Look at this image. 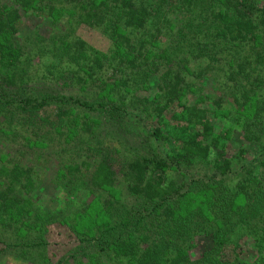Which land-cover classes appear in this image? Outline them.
I'll return each mask as SVG.
<instances>
[{"label": "trees", "instance_id": "1", "mask_svg": "<svg viewBox=\"0 0 264 264\" xmlns=\"http://www.w3.org/2000/svg\"><path fill=\"white\" fill-rule=\"evenodd\" d=\"M211 1L215 6L206 14L205 19L209 22L205 32L197 26L192 30L193 26L187 25L176 31L182 39L179 50L189 52V57L198 61L194 67L195 74H190L186 60L181 62L184 68L180 69L164 65L158 77V102L150 112L144 109L143 119L148 121L150 116L154 123L144 122L140 131L143 134L145 131V143L150 145L151 150L155 149L154 144L157 146L156 153L159 155L151 158L147 154L149 152L143 154L140 149L126 153L128 147L122 137L115 141L117 149L95 142L90 147L93 154L89 157V154L85 155L67 168L70 178L80 174L82 168L89 170L83 181L87 198L101 191L116 192V187H121L125 195L133 200L153 203L158 208L157 219L162 221L159 229L150 224L143 227L139 224L129 232L128 237L113 239L109 236L110 230H106L92 240L107 244V249L114 252L116 259H122L126 264H248L241 259L239 247L241 234L248 227L258 241V255L251 264H264V2ZM199 2L176 0L175 10L191 11ZM66 9L73 27L82 25L110 29L115 42L128 53L134 49L132 35L140 33L137 55L131 53L130 60L124 65V71L128 73L140 68L142 51L154 42L155 46L159 45L157 40L163 31L171 28L169 14H154L144 0H0V84L9 89L19 87V74L26 73L23 67H27L31 56L36 55L37 60L42 59L44 63H74L77 70L73 77L77 82L94 80L93 73L101 64L96 58L91 61L93 57L79 38L72 37L68 40L70 44H65L64 41L58 42L57 34L51 32L49 40L14 39L22 12L36 10L47 19L51 18L53 23H58L59 18L64 17L61 10ZM53 25L56 29L57 24ZM247 48L255 50L254 56L245 52ZM232 49H239L238 54L231 61L225 60ZM122 50L120 52L124 53ZM222 62L225 66L221 67L224 78L221 81L226 92L224 96H209L212 112L201 104L199 106V103H190L188 95L195 96L198 92L190 87L183 71H187L194 80H199L214 70V64L220 63L221 66ZM119 63L122 64L123 60L120 59ZM155 65L151 67L157 69ZM259 70L262 76L255 73ZM124 82L128 85L129 81ZM226 99L239 109L248 108L250 116L231 117L228 111L224 112ZM45 102L46 99L41 101L40 98L25 97L21 105L23 112L31 118ZM135 105L131 104L132 110L137 109ZM113 109L114 106H111L110 111ZM217 113L225 119L230 118L232 126H238L244 143L255 147L252 154L240 149L233 155H227L218 141L222 135L209 120V115ZM66 114L65 110H58L49 123L57 124L58 128H69L68 120L72 119H64ZM19 122L21 120L13 123L19 126ZM84 128L90 134V128ZM169 142L171 145H167ZM117 162L119 167L115 164ZM194 167H197L198 173L188 175ZM176 176L187 180V190L190 191L187 197H183L184 193L180 194L183 189ZM35 179L38 181L32 168L0 164V234L9 233L22 218L34 214L35 202L26 193L37 189ZM179 200L180 205L186 200L192 203L188 210L186 205L183 206V210L188 211L184 219L178 215V211L182 210ZM103 205L108 207L105 208L108 211L110 207L117 210L121 204L113 200ZM107 218L104 216L102 220ZM173 222L177 225H174L173 234L169 237L171 234H165L163 228L165 230L166 223ZM204 227L212 228L206 234L213 239L212 248L202 259L190 260L185 255L186 251L180 248L179 237L193 236L203 231Z\"/></svg>", "mask_w": 264, "mask_h": 264}, {"label": "rangeland", "instance_id": "2", "mask_svg": "<svg viewBox=\"0 0 264 264\" xmlns=\"http://www.w3.org/2000/svg\"><path fill=\"white\" fill-rule=\"evenodd\" d=\"M144 1L148 7L151 6L154 14L158 16L169 14L172 20L171 28L163 31L157 40L159 45L155 46L154 42L149 44L144 52L142 51L139 56L140 68L132 73L124 71V65L130 60L131 53L136 54L141 39L140 33L132 35L134 49L128 53L115 42L114 33L110 29H95L82 25L73 27L68 9L61 10L64 17H60L58 23H53L51 18L47 19L42 12L36 10L22 12L17 26L18 34L14 36L16 41L27 38L30 40L38 38L36 41L42 38L49 40L52 38L51 32L57 34L58 42L64 41L65 44H70L68 40L77 37L87 46L93 57L91 61L98 59L101 67L96 68L93 73L94 80L77 82L73 77L77 70L74 63L65 62L63 65L54 61L44 63L42 59L37 60V55H30L32 60L27 62V67H23L26 73L19 74L21 79L18 81L19 87L9 89L0 84V102L3 108V110L0 108V164L10 166L17 164L32 168L38 178V181L35 179L37 189L26 193V196L35 202L34 214L22 218L9 233L0 234V264H126L124 260L116 259L114 252L107 249V244L92 240L106 230H110L109 236L113 239H120L128 237L129 232L139 224L141 227L145 224L158 229L161 227L162 221L157 219L159 214L155 204L133 200L125 195L121 187H116V192L101 191L87 198L83 181L86 180L89 170L82 168L80 174H75L71 178L67 173L71 163L77 162L85 155L89 154V157L93 154L90 153L93 150L90 147L97 141L105 143L108 148L117 149L115 141L123 137L128 147L126 153L140 149L143 154L149 152L147 154L151 158L159 155L156 153L157 146L154 144L155 149L151 150L150 145L145 143V131L144 134L140 131L144 122L154 123L150 116L147 118L148 121L144 120V109L150 112L158 102V77L163 72L164 65L180 69L184 68L181 62L186 60L190 74H195L198 61L192 60L189 52L183 53L179 50L182 39L176 35V31L187 25L193 26L192 30L197 26L205 32L209 22L205 19L206 14L212 11L215 4L211 0H200L191 11L182 8L176 11V0ZM253 1H257V4L264 2ZM53 24H57L56 29ZM117 33L121 34L119 30ZM238 51L239 49H232L225 60L231 61ZM240 52L244 50L240 49ZM245 52L250 56L255 54L253 49L247 48ZM120 59L123 60L122 64L119 63ZM153 64L157 65V69L151 67ZM206 64L207 62L204 66ZM219 66L220 63L214 64V70H210L207 76L203 75L199 80H194L187 71H183L185 80L198 92L195 96L188 95L190 103H199V106L202 105L211 111L213 107L208 103L209 96L225 95L226 90L221 81L224 79L221 67H224L225 63L222 62ZM255 73L262 76L260 70ZM81 74L86 78L84 73ZM125 80L129 81L128 85ZM21 83L23 84L20 86ZM25 97L40 98L41 101L46 99L40 110L31 118L28 113L23 112L21 100ZM10 101L12 102L8 105ZM134 103L137 104L135 105L137 109L132 110L131 104ZM111 106H114L115 110L110 111ZM58 110L67 112L63 116L64 119H72L68 120L69 128L63 126L58 128L57 124L49 123ZM225 111L236 118L238 116L247 118L251 113L248 108L239 109L227 99ZM33 118L36 119L32 120ZM16 120H21L19 126L14 125L13 122ZM209 120L218 134L222 135L218 141L227 155H233L240 149L252 154L255 147L244 143L238 126H232L230 118L225 119L217 113L209 115ZM41 121L46 123L43 124ZM84 126L90 128V134L84 131ZM140 145H144L145 148ZM167 145H171V142ZM115 164L117 167L120 166L118 162ZM197 173L198 169L194 167L188 175L193 176ZM175 178L182 185L183 191L180 194L184 193L183 197H187L190 192L187 190V180L185 178L181 180L178 176ZM262 186L264 189V172ZM113 200L121 205L117 210L110 207L107 211L108 207L103 203ZM184 205L188 210L192 203L186 200L185 204L180 205L179 200V206L182 207V210L178 211L180 219H184L188 214L187 210H183ZM104 216L108 218L102 220ZM166 224L167 227L165 230L163 228V231L165 234H171L168 235L170 237L177 224L175 222ZM210 229L212 228L204 227L203 231L193 236L179 237L180 248L186 251L185 255L190 260L202 259L212 248L213 239L206 235ZM239 237L240 235L238 239ZM255 238L248 227L242 232L239 240L240 257L248 264H251L258 255V241L256 242Z\"/></svg>", "mask_w": 264, "mask_h": 264}]
</instances>
